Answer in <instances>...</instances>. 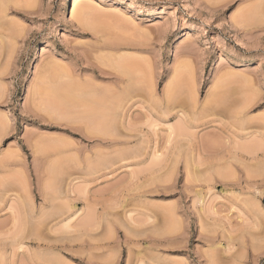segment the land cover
Listing matches in <instances>:
<instances>
[{
  "label": "rangeland",
  "instance_id": "obj_1",
  "mask_svg": "<svg viewBox=\"0 0 264 264\" xmlns=\"http://www.w3.org/2000/svg\"><path fill=\"white\" fill-rule=\"evenodd\" d=\"M74 1L0 0V264H264V0Z\"/></svg>",
  "mask_w": 264,
  "mask_h": 264
},
{
  "label": "bare ground",
  "instance_id": "obj_2",
  "mask_svg": "<svg viewBox=\"0 0 264 264\" xmlns=\"http://www.w3.org/2000/svg\"><path fill=\"white\" fill-rule=\"evenodd\" d=\"M77 1H78V0H75V1L73 2L72 9H71V12H72V13H74L75 11H77V8H78V6H77V5H78V2H77ZM244 14H246V13H243V12H242V14H240V15L242 16V15H244ZM241 16H240V17H241ZM41 79H42V78H41ZM117 80H118V79H117ZM40 81H41V80H40ZM118 81H119V80H118ZM38 82H39V81H38ZM118 87H119V86H118ZM119 88H120V87H119ZM113 92H114V91H113ZM115 92H116V91H115ZM115 92H114V93H115ZM126 92H127V91H126ZM119 93H121V92L119 91ZM118 95H120V94H118ZM120 96H122V95H120ZM120 98H121V97H120ZM120 98H119V99H120ZM125 98H126V97H125ZM115 104H116V103H115ZM117 106H119V104H118ZM110 107H111V105H110ZM107 108H108V107H107ZM116 108H117V107H116ZM84 110H85V109H84ZM95 110H96V109H95ZM108 110H109V109H108ZM86 111H88V110H86ZM117 111H118V110H117ZM178 111H179V110H178ZM115 112H116V111H115ZM115 112H114V113H115ZM120 112H122V111H120ZM118 113H119V112H118ZM115 114H116V113H115ZM115 114H114V115H115ZM175 114H176V113H175ZM178 115H180V116L182 117V116H184V113H182V111H181V113L178 114ZM178 115H177V116H178ZM100 116H101V115H100ZM100 116H99V117H100ZM115 116H117V115H115ZM108 117H109V116H108ZM111 117H113V116H111ZM118 117H119V116H118ZM181 117H180V118H181ZM116 118H117V117H116ZM120 118H121V117H120ZM178 118H179V117H178ZM111 119H112V118H111ZM108 120H109V119H108ZM183 120H185V118H184ZM104 121H105V120H104ZM184 126H185V125H184ZM129 129H131V128H129ZM169 129H172V127H169ZM182 129H183V128H182ZM184 129H185V128H184ZM132 130H133V129H132ZM246 158H247V157H246ZM240 159H241V158H240ZM253 159H254V158H252V160H253ZM72 190H73V189H72ZM70 205H71V204H70ZM70 205H69V207H71ZM72 206H73V205H72ZM80 210H81V209H80ZM72 212H73V211H72ZM72 214H73V213H72ZM76 214H78V211H76V212L74 213L75 216H77ZM73 217H74V216H71V218H68V219H67V221L65 222V223H66V226H65V224H64L65 227L68 226L67 223L69 222V219L72 220ZM67 228H71V227L68 226ZM69 231H70V230H69Z\"/></svg>",
  "mask_w": 264,
  "mask_h": 264
}]
</instances>
